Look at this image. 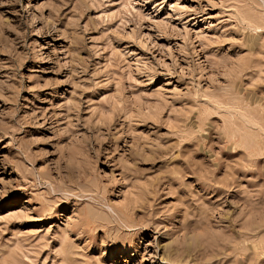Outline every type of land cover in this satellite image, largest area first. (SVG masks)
<instances>
[{
	"label": "rangeland",
	"instance_id": "374dc122",
	"mask_svg": "<svg viewBox=\"0 0 264 264\" xmlns=\"http://www.w3.org/2000/svg\"><path fill=\"white\" fill-rule=\"evenodd\" d=\"M0 264H264V0H0Z\"/></svg>",
	"mask_w": 264,
	"mask_h": 264
}]
</instances>
